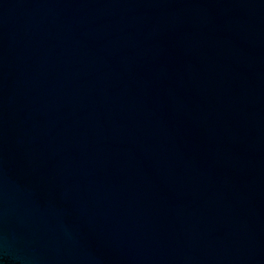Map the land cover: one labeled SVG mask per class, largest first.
Wrapping results in <instances>:
<instances>
[{"label": "water", "instance_id": "1", "mask_svg": "<svg viewBox=\"0 0 264 264\" xmlns=\"http://www.w3.org/2000/svg\"><path fill=\"white\" fill-rule=\"evenodd\" d=\"M0 264H264V0H0Z\"/></svg>", "mask_w": 264, "mask_h": 264}]
</instances>
